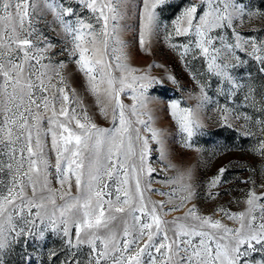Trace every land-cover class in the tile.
Segmentation results:
<instances>
[{
    "label": "snow or ice",
    "instance_id": "1",
    "mask_svg": "<svg viewBox=\"0 0 264 264\" xmlns=\"http://www.w3.org/2000/svg\"><path fill=\"white\" fill-rule=\"evenodd\" d=\"M167 7L169 0H0V264L21 241L42 246L49 234L61 241L48 252L50 264L61 255L60 264H264V180L241 181L249 187L233 197L239 211L221 205L205 214L192 203V170L167 174L175 165L164 132L144 111L155 99L149 90L163 81L131 65L129 45L150 50L162 37L186 65H206L196 109L169 102L185 148L202 133L198 111L216 104L223 126L245 122L236 131L253 138L249 152L264 161V101L257 108L248 86L250 116L208 95L210 80L225 101L246 87L234 74L247 63L241 53L264 73V40L239 30L264 19V10L246 0H188L168 22ZM49 24L59 29L58 44ZM69 65L109 127L92 121L65 75ZM228 170L222 164L207 180V199L219 195Z\"/></svg>",
    "mask_w": 264,
    "mask_h": 264
},
{
    "label": "rangeland",
    "instance_id": "2",
    "mask_svg": "<svg viewBox=\"0 0 264 264\" xmlns=\"http://www.w3.org/2000/svg\"><path fill=\"white\" fill-rule=\"evenodd\" d=\"M172 7L164 9L163 17L170 22L172 18L188 3V0H169ZM255 9L264 10V0H246ZM52 17L49 15L47 20L50 22ZM44 27V22H41ZM55 29V31H53ZM242 35L247 37H255L258 41L264 40V19H253L251 22L245 21L242 28L239 29ZM59 29L55 24H49L46 27V34L53 38V43L59 42ZM131 37L128 33L125 38ZM131 47L130 63L133 67L141 70H147L151 76L157 77L163 81V86H156L150 89L148 95L154 97L148 103L146 112H150L154 117V126L162 129L166 138V146L169 152V161L175 165L174 169L168 170L169 176L177 175V172H185L188 169L192 170L194 190L197 192V197L192 201L196 203L201 211L205 214H212L217 206H226L231 211L242 210L244 205L233 203V197L237 199L243 198V193L240 189H246L249 185L242 184L241 181L249 177L256 180H264V161L259 157L250 154L249 148L254 143L253 138L239 135L236 131L245 122L243 120L231 119L232 128L225 127L219 119L217 105L211 104L208 107L198 111L199 118L203 124L202 133L192 138L193 147L185 148L181 140L178 126L172 118L169 102L175 99H182L184 103L181 107H191L194 110L198 103V95L200 92L197 80L200 79L198 74L205 72L206 65L199 59L189 61L186 65L176 52H174L164 42L163 38L152 44L150 50H140L135 46L134 40L129 39ZM242 59L247 60V63L235 70V75L239 77L246 87L237 93V96L225 101L223 97L216 95V84L210 80L208 95L218 101L219 106L227 104L229 108H237L240 113H247L252 116L256 114L254 108L249 107L244 103V96L248 93V86L253 89L256 107H261V101H264V73L259 71V63L252 58L240 54ZM149 65H154L149 68ZM65 75L68 76L71 86L77 88L80 93L83 103L88 110V114L92 121L101 127H109L111 124L110 116L105 119L95 105L94 98L84 92L81 88V77L73 73V66L65 70ZM171 75L176 79V83H172L167 77ZM196 76V79L193 77ZM205 79H208L205 77ZM203 82V81H201ZM130 103V100H126ZM145 119L147 117H144ZM249 129L255 131L254 125L249 124ZM155 156V154H154ZM54 163V157L53 161ZM154 162V163H153ZM153 166L162 168L155 158H153ZM229 165V170L226 173V183L219 186L214 191L218 192L215 200L206 198V182L215 175L217 168L220 165ZM255 169V171H253ZM163 175V173H161ZM3 177H0L2 179ZM159 179V176L156 177ZM54 187H59L53 181ZM154 188H162L167 191L168 187L158 183L152 185ZM73 194L75 188L73 187ZM153 199H162L158 194H152ZM181 213H173L171 215H179ZM171 215L168 217L171 219ZM215 218L222 219L228 226H235L232 221L226 218H221L219 213H216ZM61 248V241L55 236L49 234L43 245H38L32 242L25 246L21 241L4 257L5 264H26V254L33 257L32 264H50L48 260V252L50 249ZM64 259L61 255L59 259L51 262V264H60Z\"/></svg>",
    "mask_w": 264,
    "mask_h": 264
},
{
    "label": "built area",
    "instance_id": "3",
    "mask_svg": "<svg viewBox=\"0 0 264 264\" xmlns=\"http://www.w3.org/2000/svg\"><path fill=\"white\" fill-rule=\"evenodd\" d=\"M154 163V162H153ZM158 168V167H157ZM159 169V168H158Z\"/></svg>",
    "mask_w": 264,
    "mask_h": 264
}]
</instances>
